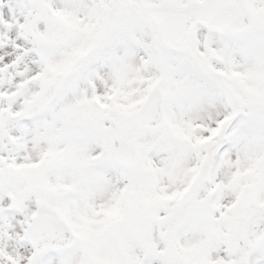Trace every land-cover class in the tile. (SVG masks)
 I'll return each mask as SVG.
<instances>
[{"label": "snow or ice", "instance_id": "snow-or-ice-1", "mask_svg": "<svg viewBox=\"0 0 264 264\" xmlns=\"http://www.w3.org/2000/svg\"><path fill=\"white\" fill-rule=\"evenodd\" d=\"M0 264H264V0H0Z\"/></svg>", "mask_w": 264, "mask_h": 264}]
</instances>
